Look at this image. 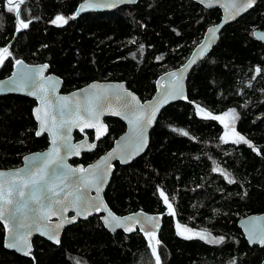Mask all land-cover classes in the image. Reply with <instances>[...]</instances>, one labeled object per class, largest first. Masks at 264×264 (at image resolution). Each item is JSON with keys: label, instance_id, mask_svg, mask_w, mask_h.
Returning <instances> with one entry per match:
<instances>
[{"label": "trees", "instance_id": "16d2710c", "mask_svg": "<svg viewBox=\"0 0 264 264\" xmlns=\"http://www.w3.org/2000/svg\"><path fill=\"white\" fill-rule=\"evenodd\" d=\"M82 1L26 0L21 18L31 23L17 31L16 13L0 0V48L11 53L0 62V79L17 60L47 63L62 79L63 93L93 81L124 82L145 101L156 78L182 65L220 18L219 10H205L192 0H138L115 12L73 18ZM57 16L67 23L52 24ZM254 29L264 30V0L222 30L189 75L187 100L158 117L145 154L115 167L106 203L117 215L139 210L162 215L154 247L138 232L110 235L94 217L67 228L58 246L35 238L31 258H24L5 250L0 224V264H156L153 249L160 264H264V248L248 246L237 227L240 218L264 213V46L253 38ZM34 106L26 97L0 96V169L18 167L24 155L47 148L46 136L34 135ZM198 108L213 116L234 109L235 132L253 147L224 142L222 126L197 116ZM106 120L108 135L72 164H90L123 133L120 121ZM159 191L174 214L166 213ZM175 220L224 239L210 244L181 238Z\"/></svg>", "mask_w": 264, "mask_h": 264}, {"label": "water", "instance_id": "95a60500", "mask_svg": "<svg viewBox=\"0 0 264 264\" xmlns=\"http://www.w3.org/2000/svg\"><path fill=\"white\" fill-rule=\"evenodd\" d=\"M137 1L138 0H87V3L89 4L114 5L111 7H88L86 0H83L77 5L72 17L79 18L90 13L115 12L121 7L135 5ZM192 1L205 10H219L220 18L217 23L210 25L205 29L201 40L193 48L187 60L182 65L167 71L156 78L154 93L148 100L141 101L136 94L127 88L124 82L112 81H93L79 89L63 93L61 92L63 86L62 79L49 71V65L47 63L27 64L22 60H17L22 63L17 64L15 62L12 66L10 75L0 79V96H22L35 102V106L31 111V116L35 124L34 135L36 138L46 136L48 140V146L43 151L31 152L24 155L21 159L20 166L10 169H0V173H21L18 177H0V182L4 183L5 189L8 187L9 179H14L16 181L26 180V174L32 170L35 164L43 166L44 157L49 153H52L53 159L57 162L56 164L50 165L48 168L49 177H51V174L54 171L58 174L67 175V179L63 183L57 181L59 185L57 191L60 192L58 199H63L65 193L69 190L75 192L76 184H74L73 181L76 180L77 177L86 175V173L80 172L72 173L69 169L83 168L88 169L89 173L97 171L99 173L106 172L107 174L106 179L99 184V192H97L95 186L84 187L81 185V192L87 198L91 199L94 205H99V209L92 207L88 212H84L82 205L70 203L73 198L68 197V201H66V211L63 210V206L56 205L53 209L56 212L55 215H51L47 220L39 221L38 224H33L31 229H18L17 220L26 219L27 223H31V218L34 215L31 209L36 207L32 201L29 200L27 207H22L19 212H16L15 217L6 212L4 218L0 219V224L3 228V247L6 251L24 258H31L34 251L33 240L35 238H41L53 246H58L60 244L62 233L67 228L94 217L98 218L103 228L110 235L122 232L124 235L129 236L138 232L141 236H143L150 247H154L155 241L162 227V215L149 214L141 210L126 215H117L106 203L104 195L113 176L115 167L116 165H129L145 154L150 141V133L153 130L158 117L169 105L178 102H185L187 100V79L193 69L210 54L211 50L217 44L222 30L226 26L245 16L260 0H254L250 7L247 6L248 0ZM82 5L84 6L83 8L81 7ZM233 5H235V7H233ZM241 5H244V7L241 8ZM209 28L216 29L215 36H212L208 32ZM252 36L257 42L264 46V30L254 29ZM202 48H204L205 51L201 55ZM45 65L47 67L41 71V68ZM169 73H176L177 75L171 76ZM25 75L30 77L28 85L22 90H17L16 86L11 84L10 81L12 79L20 81ZM41 87L45 88L46 91L41 92ZM33 91L36 93L35 95L28 94ZM133 96L136 98L135 100L132 99ZM40 97H44L45 99L42 101ZM62 97L68 98V107L65 108L63 117L59 112L60 104L63 103L61 100ZM90 100L97 107V112L99 113V123L103 126L101 129L103 134L100 135L99 139L96 138V129L84 127L83 123H78L77 126H60L62 120L75 119V114H70V110L74 109L77 105L81 107V118L88 120L89 118L87 113L84 112L83 109L87 106ZM137 101L139 103H137ZM126 103L131 107H126ZM45 106L47 107V111L56 118L55 127L52 126V122L49 120L45 131H43L41 135L37 136L36 132L40 130V122L36 119L35 109ZM140 112L145 113L146 116H151L154 112L152 122L150 125H146L142 139L139 136L134 123H129V121H134L135 114ZM106 119H114L123 123L125 127L123 133L114 140L108 151L90 164H72L71 162L73 160H80L83 154L94 152L97 144L108 135L109 130L105 122ZM89 122L94 121L89 120ZM69 127H71V131L68 130ZM81 128H83V131H81ZM104 128H106V131H104ZM87 132L93 133L92 141L86 134ZM75 134H78L80 138L75 139ZM53 140H55V144H53ZM93 144L95 147L90 148L89 146ZM54 148L56 149L55 153L52 152ZM109 153H113V155L109 157ZM61 164L63 167H59ZM97 164L100 165L99 169L94 168ZM30 192L31 188L25 189L26 195L23 199L13 192L11 199L16 203H22L23 200H28ZM37 195H40V193H37ZM48 195L51 194L48 193ZM43 202L45 204L48 203L47 200H44ZM6 207L14 210L15 203L13 205H7ZM78 210L82 211L83 214L77 216L76 213ZM109 211H111L115 216L121 218L122 225L126 224L128 227L132 228V230L125 231L123 226L109 227L106 225L104 218L108 216ZM166 213H169V209ZM129 216L134 219L132 221L123 220V218ZM72 217H75V219L72 220ZM149 217L155 219L149 220ZM57 224L61 225L59 229L55 228ZM237 227L248 246L264 248V244L260 243L258 239V237L262 234L261 230L264 229V213L251 214L240 218L237 221ZM18 232L23 233V236L17 235V246L9 247L8 244L12 242L14 235ZM146 232H150L152 234L151 237L146 235ZM42 233H57L58 235H56V239L59 240V243H57L55 239H49L48 235ZM253 233H255V235H252ZM25 252H27V254H25Z\"/></svg>", "mask_w": 264, "mask_h": 264}, {"label": "snow or ice", "instance_id": "6c2138e0", "mask_svg": "<svg viewBox=\"0 0 264 264\" xmlns=\"http://www.w3.org/2000/svg\"><path fill=\"white\" fill-rule=\"evenodd\" d=\"M254 2V0H248L247 6L250 7L251 4ZM15 3V7H12L10 5H13ZM26 3V0H7V4L9 5L7 7L8 12H15L16 13V19L18 20V24L19 26L17 27V31H20L21 27L22 28H27L29 26V23H31V20L29 19L27 22L25 21V19L21 18V6L24 5ZM86 4L88 7H100V6H114V5H98V4H89L87 3L86 0ZM82 8L84 7L83 5L81 6ZM233 7H235V5H233ZM244 5H241V8H243ZM53 24H57V26H61L64 23H67V20L63 17V16H57L53 21ZM215 31L216 29L213 28H209L208 32L212 35L215 36ZM205 51L204 48L201 49V55L203 54V52ZM11 53L9 52L8 48H0V62H2L4 59L7 58V56H10ZM17 64L22 63L21 61H16ZM47 66H43L41 68V71H43L44 68H46ZM187 67V66H185ZM257 73H259L261 71V69L257 68L256 69ZM169 75L171 76H176V73H169ZM50 79V78H49ZM30 80V77L25 75L21 78L20 81H17L16 79H12L10 81L11 84L16 86L17 90H22L24 87H26L28 85V82ZM95 87V86H92ZM41 92L46 91L45 88L41 87ZM29 95H35L36 93L33 92H29ZM75 95V94H73ZM130 95V94H129ZM42 99V101L45 99L44 97H40ZM133 100H135L136 98L133 96L132 97ZM61 100L63 101V103L60 104L59 107V112L60 115L63 117L64 115V110L65 108L68 107V98L67 97H62ZM137 103H139L137 101ZM126 107H131L130 105H128L126 103L125 105ZM84 112L87 113L88 116V120H84L81 118L80 116V112H81V107L79 105H77L74 109L70 110V114L74 113L75 114V119H68V120H62L61 121V127H64L65 125H71V126H77L78 123H83L84 127H89V128H95L96 132H97V136L96 138L99 139L100 135L103 134V132L101 131V129L103 128L102 125H100L99 123V113L97 112V107L92 103V101L90 100L87 104V106L83 109ZM234 109L233 110H229L230 113H234ZM199 112L204 113L205 110L202 108H199ZM35 113H36V119L40 122V130L36 132V135L39 136L41 135V133L43 131H45V128L48 125L49 120H51L52 122V126L55 127V116L50 114L47 111V107H38L35 109ZM115 114H119V113H115ZM225 116H228L229 113H225ZM154 116V112L152 113L151 116H146L145 113L140 112L138 114H135V119L134 121H129V123H134L135 128L138 130V134L141 137V139L143 138L144 135V130L146 125H150L152 122V117ZM205 118H210V119H214V120H221L222 123H224L223 119L220 116H213L211 115V113H206ZM89 120L94 121V122H89ZM227 127V125H226ZM69 131H71V127H69L68 129ZM174 131H177L176 129H173ZM81 131H83V128H81ZM104 131H106V128H104ZM181 132V134L183 135H188L187 132H184L182 129L178 130ZM238 136V140L235 142H240L243 141L246 144H249V147H253L247 140L244 139L243 136H239V134H237ZM222 140H224L225 142H227V140L225 139V137H221ZM53 144H55V140H53ZM75 147V146H72ZM90 148H94L95 145H90ZM254 151H256L255 148H253ZM53 153L56 152V149L54 148L52 150ZM109 157H111L113 155V153H109L108 154ZM27 159V158H26ZM35 159V158H34ZM56 160L53 159V155L52 153H49L47 156L44 157V163L43 166H40L38 164H35L32 168V170H30L26 175H27V179L26 180H21V181H16L14 179H9L8 181V187L7 189H5V185L4 183L0 182V219L4 218V215L6 212H8L10 215H12L13 217H15V213L19 212L20 209L22 207H27L29 200L32 201L36 207H34L33 209H31L32 213L34 214L33 217L31 218V223H27L26 219H18L17 220V227L18 229H31L33 224H38L39 221L41 220H47L51 215H55L56 212L53 210L54 207L56 205H61L63 206V210H67V203L66 201H68V197H72L73 199L70 201V203H73L75 205H82L83 206V211L84 212H88L89 209H91L92 207H96L97 209H99V205H94L91 201V199L87 198L82 192H81V185H83L84 187H88V186H95L97 189V192L100 191V187L99 184L103 182L104 179H106V172L105 173H99L97 171H92L89 173L88 169H69L70 172L75 173V172H80V173H86V175L81 176V177H77L76 180L73 181L74 184H76V191H67L63 197V199H58V197L60 196V192L57 191V188L59 187L57 181H59L60 183H63L66 179H67V175L66 174H58L56 171H54L51 174V177H49V173H48V168L50 167V165L52 164H56ZM59 167H63V165H59ZM95 169H99L100 165L97 164L96 166H94ZM214 171H220L218 168L217 169H213ZM20 172H15V173H0V177L3 176H10V177H18L20 176ZM227 178V177H226ZM234 181L229 180V183H233ZM67 187V185H66ZM31 188V192L29 194L28 200H23L22 203H16L14 202L11 197L13 195V192H15L19 197H21L22 199L25 197L26 193H25V189ZM37 193H40V195H37ZM48 193H50L51 195H48ZM161 196L164 197V202L166 204H168V199L165 196V194L163 192H161ZM47 200L48 203L45 204L43 201ZM15 203V209H10L7 208V205H13ZM169 207V214H174V212L171 210V205L168 204ZM83 214L82 211H77L76 215L79 216ZM75 217H72V220H74ZM105 219V224L108 225L109 227H121L123 226L125 228V231H131L132 228L128 227L126 224L122 225L121 223V218L115 216L111 211L108 212V216L104 218ZM134 218L129 216V217H125L123 218V220L125 221H132ZM149 220H153L155 218L149 217ZM61 227L60 224H57L55 226L56 229H59ZM178 229L181 227L180 225L177 226ZM191 229H184V232H191ZM261 235L258 237L259 242L264 244V229L261 230ZM42 234H46L48 235L49 239H55L57 243H59V240L56 239V235H58L57 233H42ZM146 235H148L149 237H151V233L150 232H146ZM178 234L183 235V232H179ZM23 236V233H16L13 237V240L10 244H8L9 247H16L17 246V239L16 236ZM196 236H198L200 239L202 240H206V242L210 243V244H218L221 243L223 241V237L220 238H211L209 239V236L211 235L210 233L205 232H198L195 233ZM252 235H255V233H253ZM154 238V237H152ZM185 238L187 239H191L192 236H185ZM251 240V237H250ZM23 250V249H20ZM25 254H27V252H25ZM153 255H156V264H160V257L159 255H157L156 250L153 249Z\"/></svg>", "mask_w": 264, "mask_h": 264}, {"label": "rangeland", "instance_id": "374dc122", "mask_svg": "<svg viewBox=\"0 0 264 264\" xmlns=\"http://www.w3.org/2000/svg\"><path fill=\"white\" fill-rule=\"evenodd\" d=\"M8 5V4H7ZM9 6V5H8ZM10 6H12V7H15V3L13 4V5H10ZM13 13H15V12H13ZM53 24V23H52ZM54 25H57V24H54ZM63 25V24H62ZM203 109V108H202ZM205 110V109H204ZM206 113H208L206 110H205V112L204 113H201V112H199V108H198V110H197V116H199V117H201V118H205V115H206ZM225 113H229V115L228 116H225L224 114ZM222 119H223V121H224V123H222L221 122V120H217V122L222 126V128H223V130H225L226 132L225 133H223V135H222V137H225V139L227 140V142H230V143H240V142H243V141H240V142H235V141H237L238 140V136H237V133L235 132V125H236V121H237V115H236V113L234 112V113H230L229 112V110L228 111H226V112H224L223 114H221V115H219ZM226 125H227V127H226ZM239 136H241V135H239ZM224 141V140H223ZM225 142V141H224ZM159 196L161 197V199H162V201L164 202V197H162L161 196V191H159ZM164 204L167 206V208H168V204H166L165 202H164ZM169 209V208H168ZM174 227H175V232H176V234L178 235V236H180L181 238H184V239H187V238H185V236H192V238L191 239H189V240H192V239H197V240H200V241H203V242H205V243H208V242H206V240H202V239H200L198 236H196L195 235V233H198V232H205V231H201V230H192L191 232H184V229L185 228H187V229H189L188 227H186V226H184V225H181V224H179L176 220L174 221ZM178 225H180L181 227L178 229ZM178 231L179 232H183L184 234L183 235H180V234H178ZM208 233V232H207ZM211 238H215V237H213V236H209V239H211Z\"/></svg>", "mask_w": 264, "mask_h": 264}, {"label": "flooded vegetation", "instance_id": "af4514ba", "mask_svg": "<svg viewBox=\"0 0 264 264\" xmlns=\"http://www.w3.org/2000/svg\"><path fill=\"white\" fill-rule=\"evenodd\" d=\"M107 120H108V119H107ZM107 120H106V121H107ZM113 120H114V119H113ZM107 124L110 125L108 121H107ZM122 124H123V123H122ZM124 129H125V127H124ZM224 132H226V131L224 130ZM86 134L88 135L89 139L92 141V140H93V133H92V132H87ZM110 148H111V147H110Z\"/></svg>", "mask_w": 264, "mask_h": 264}]
</instances>
